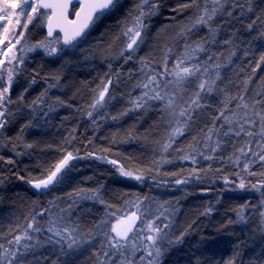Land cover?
I'll list each match as a JSON object with an SVG mask.
<instances>
[{"label":"snow or ice","instance_id":"1","mask_svg":"<svg viewBox=\"0 0 264 264\" xmlns=\"http://www.w3.org/2000/svg\"><path fill=\"white\" fill-rule=\"evenodd\" d=\"M118 3L119 0H0V147H10L14 154L7 159L0 155V167L15 166V157L30 155L28 150L33 149L34 145L24 142V132L33 126V121L40 117L46 119L56 107L65 106V102L59 97L49 103V92L60 86V76L41 77L39 71L35 70L31 80L27 81L28 87L23 89L15 101L12 99L11 89L16 79L25 71L22 66L27 54L42 50L46 56H60L65 49H75L86 43L93 26L111 13ZM159 7L160 0H138L135 3L129 14L130 18L115 38L122 40L123 46L115 50L113 59H123L125 63L137 60V52L147 38L148 21L158 13ZM188 10H191L192 15L186 22L177 24L179 31L176 41L165 48L160 64L154 66L144 57L138 58L143 79L134 84L133 88L139 89L140 95H129L131 107L124 113L159 104L170 129L160 145L161 157H165L169 149H173L177 138L191 133L195 121L194 113L207 107L204 103L206 98L217 91H224L218 84L223 82L220 69L224 65L215 62L219 59V54L213 49L221 45V33L235 23H243L248 14L252 13L253 5L252 0H188L178 9H173L179 12ZM217 20L223 23L217 25ZM259 21L260 17L251 20L247 23V29L253 30ZM30 26L46 28V34L35 43H28ZM201 29H206L207 35L199 40H192V36ZM232 35L223 40L221 46L235 47ZM181 42L183 50L177 54L175 48ZM172 57H175V62L169 69L168 63ZM260 61L264 62V55L260 56ZM256 67H260V63ZM157 68L160 70H156ZM122 75L120 72L115 74V78L107 75L106 80H102L94 90L96 94L86 113L93 124L97 118L94 114L99 113L114 99L109 95L110 88L120 83ZM49 79L51 83L48 82ZM38 80H43L46 87L37 97L27 102L25 94ZM193 87L195 91L190 93L189 89ZM247 91L245 87V93ZM25 109L32 120L21 125L15 137L17 143H13L12 137L5 138L4 131L14 122L17 114L23 115ZM111 119L115 120L117 117L113 116ZM129 137L134 138L131 133ZM239 138H243L245 143L239 148L233 145L234 158H228V163L241 170L236 173L239 182L235 187L258 193L260 199L258 204L246 201L234 209L235 222L245 223L249 213L258 212L260 224L264 226V171L257 173L251 170L257 164L264 167V91L256 93L251 100L243 93L225 96L221 107L211 119V126L206 125L197 135H193L186 150H173L177 153V159L191 161L195 166L201 160L220 159L218 153L230 141ZM74 139L73 135L66 140V144L71 146ZM59 151L61 155L58 159L38 165L41 169L39 176H30L26 180L40 195L48 194L64 183L67 174L75 166L74 161L82 158L79 149L68 151L61 147ZM205 152L210 154L205 155ZM86 156L106 160L121 177L138 182H144L147 174L153 171L158 174L161 164L171 163L162 158L153 161L152 167L143 170L127 167L119 159H108L96 152H88ZM210 170L211 166L205 176ZM200 171L202 170L193 167L186 176L176 178L174 185H187L203 180ZM216 171L219 172L220 169ZM171 175L176 176L175 173ZM250 177H257L256 182L253 183ZM18 178L25 179L23 176ZM6 179L0 172V184ZM152 179L155 180L156 176ZM224 181L226 186L232 183L228 177H224ZM162 183L166 184L167 181ZM103 187L101 184L97 188H73L63 197L54 196L44 207L37 204L24 217L23 224L17 222L15 226H8L6 231L0 225V264H49V261L50 264H60L62 259L66 260L68 256L85 250V245L94 249L91 253L93 264H162V257L167 251L164 246L171 247L181 243L187 233L186 229L174 240L170 238L173 229L172 217L175 213L169 212L164 205H159L156 212H153L149 206L152 198L134 194V199L125 201L130 214L124 212L121 214L124 218H121L117 212L110 211L112 206L106 204L102 198ZM89 200L105 205V218L96 223L94 231L85 237L79 230V224L72 221V214L77 204ZM212 212L213 206L209 205L202 215H211ZM149 216L152 219H148ZM45 217L46 224H41L40 220ZM137 221L141 226L137 227ZM228 222L233 223L231 220ZM97 238L100 239L99 248L95 244ZM41 249L50 255H44ZM53 256L56 258L52 259ZM238 256L239 253H236L224 261V264H236ZM197 264H200L198 258ZM250 264H264V253L254 257Z\"/></svg>","mask_w":264,"mask_h":264},{"label":"trees","instance_id":"2","mask_svg":"<svg viewBox=\"0 0 264 264\" xmlns=\"http://www.w3.org/2000/svg\"><path fill=\"white\" fill-rule=\"evenodd\" d=\"M137 2L138 0H119L114 10L93 26L87 42L75 49H65L60 56L54 57L44 55L42 50L27 54L25 64L22 66L25 71L12 86V99L15 101L23 89L28 87L27 81L31 80L35 70L39 71L41 77L60 76V86L49 92V103L59 97L65 102V106L56 107L46 119L40 117L33 121V126L24 132V142L34 145L33 149L28 150L30 155L15 157L17 161L15 166L0 167V172L7 177L5 182L0 184V225H3L6 231L8 226H15L17 222L23 224L24 217L35 209L37 204L44 207L54 196L63 197L73 188L90 189L103 184L102 198L106 204L112 206L110 211L117 212L118 216L123 217L121 215L123 212H129L125 201L134 199V194L147 196L152 198L149 206L153 212H156L159 205H164L169 212L175 213L172 217L171 239L179 237L181 232L187 229L181 243L171 247L164 246L167 251L162 257V264H197V258L200 264H224V261L236 253H239L236 264H250L254 257L264 253V226L260 224L258 212L249 213L245 223L235 222L236 213L233 210L246 201L258 204L260 196L251 190H239L235 187L239 182L236 173L241 170L228 163L230 156L234 158L233 145L239 148L245 140L239 138L230 141L227 147L218 153L220 159L201 160L195 166L191 161L177 159V153L173 149L186 150L193 135H197L206 125L211 126V119L221 107L225 96L243 93L251 100L256 93L264 91V62L260 61V56L264 55V0H252L253 11L244 22L235 23L221 33L219 37L221 45L223 40L228 39L233 33L232 39L235 41V47L218 45L213 49L219 54V59L215 62L224 65L220 69L223 82H218L220 89L224 91H217L206 98L204 103L207 107L194 113L195 121L191 133L177 138L173 149H169L165 157L159 154L160 145L170 129L166 122L160 124L158 117L154 118L160 108L124 113L131 107L129 95L132 97L140 95V90L133 88V81L140 69L138 56L144 57L154 66L160 64L165 48L176 41L179 31L177 24L186 22L192 12L173 11L188 0H160L158 13L148 21L147 38L138 50L137 60L125 63L123 59L112 58L116 55L115 50L123 46V41L115 38L130 18L129 14ZM256 17H260V21L249 31L247 23ZM216 23L219 25L223 21L217 20ZM45 34V28L30 26L28 43H35ZM206 35L207 30L201 29L192 36V40H199ZM182 50L183 42L176 46L175 52L178 54ZM233 52L235 55H232ZM174 62L175 57L169 59V69ZM257 63H260L258 68ZM117 72L123 75L120 77V83L110 88L109 95L114 97L113 101L126 103L125 106L121 105L125 110L116 113L115 109L120 110L117 105L113 109L114 112H108L105 107L94 114L97 118L93 124L86 113L96 94L94 90L102 80H106L107 75L115 78ZM48 82L51 83V79ZM45 87L44 81L38 80L25 94V100L30 102ZM13 110H16L15 107ZM113 116L117 119H111ZM30 120L32 117L28 115L26 109L23 115L17 114L14 122L4 131L5 138L12 137L13 143H17L15 137L21 125ZM130 133L134 138L129 137ZM73 135L75 139L71 146H68L66 140L71 139ZM61 147L67 148L68 151L79 149L82 158L74 161L75 166L67 174L64 183L50 193L40 195L26 183V180L30 176L40 175L41 169L38 165L58 159ZM88 152L105 155L108 159H119L120 163L133 169L146 170L152 167L153 161L162 158L171 163L161 164L158 174L153 171L147 174L144 182H138L121 177L106 160L87 157ZM0 155L5 159L14 156L10 147H0ZM210 166L211 170L205 176ZM193 167L202 170L200 174L204 177L203 180L187 185H174L176 178L186 176ZM217 169L220 171L217 172ZM251 170L260 173L264 171V167L257 164ZM172 173L176 176H172ZM241 175L244 173L241 172ZM19 176L25 179L21 180ZM153 176H156L155 180L152 179ZM224 177H228L232 183L226 186ZM250 179L255 183L257 177ZM163 181L167 183H162ZM209 205L213 206L212 214L202 215ZM60 206L64 207L63 204ZM103 218L105 205L95 201H81L73 209L72 221L79 224V230L85 237L94 231L95 224ZM148 219L152 217L149 216ZM229 220L233 223H229ZM46 221L47 217L40 220V223L46 224ZM111 222L115 223V220ZM139 226L140 222L137 221V227ZM174 233H177V236ZM95 244L99 248V238ZM84 248L85 250L68 256L66 260L62 259L60 264H93L91 253L94 249L88 248L87 245ZM40 251L44 255H50L44 249Z\"/></svg>","mask_w":264,"mask_h":264},{"label":"rangeland","instance_id":"3","mask_svg":"<svg viewBox=\"0 0 264 264\" xmlns=\"http://www.w3.org/2000/svg\"><path fill=\"white\" fill-rule=\"evenodd\" d=\"M137 54H138V52H137ZM138 56V55H137ZM139 57H141V56H138V58ZM143 79V75H142V73H141V71H140V69L137 71V75L135 76V80L133 81V83L134 84H137L138 82H140L141 80ZM195 91V88L193 87V88H190L189 89V92L191 93V92H194ZM120 99V98H119ZM123 103L122 102H116L115 100L113 101V99L111 100V102L110 103H108L105 107H106V110L109 112V111H111V112H114L115 110V112L117 113H121V112H123L124 110H125V108H122L121 107V105H122ZM118 105V107H120V110H118V109H115V110H113L114 109V107L115 106H117ZM124 106L126 105V103H124L123 104ZM148 108H153V109H155V108H160V106H159V104H156V105H152V106H149ZM158 117V119H159V121H160V124L161 123H163V121L164 122H166V117H164L163 115H162V113H161V111H159V112H157L156 114H155V116H154V118H157ZM109 159H114V158H109ZM111 165V164H110ZM112 166V165H111ZM124 213V212H123ZM121 218H124V217H121ZM174 235L175 236H177V233H174Z\"/></svg>","mask_w":264,"mask_h":264},{"label":"water","instance_id":"4","mask_svg":"<svg viewBox=\"0 0 264 264\" xmlns=\"http://www.w3.org/2000/svg\"><path fill=\"white\" fill-rule=\"evenodd\" d=\"M45 32H46V28H45Z\"/></svg>","mask_w":264,"mask_h":264}]
</instances>
